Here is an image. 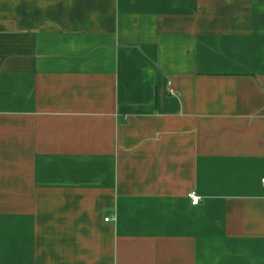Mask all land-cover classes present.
<instances>
[{"label": "crops", "instance_id": "crops-1", "mask_svg": "<svg viewBox=\"0 0 264 264\" xmlns=\"http://www.w3.org/2000/svg\"><path fill=\"white\" fill-rule=\"evenodd\" d=\"M263 88L264 0H0V264H264Z\"/></svg>", "mask_w": 264, "mask_h": 264}, {"label": "built area", "instance_id": "built-area-1", "mask_svg": "<svg viewBox=\"0 0 264 264\" xmlns=\"http://www.w3.org/2000/svg\"><path fill=\"white\" fill-rule=\"evenodd\" d=\"M263 91H264V88H263ZM262 184L264 185V179H262ZM188 197H189L192 205H197L200 202V196L194 191L189 192ZM112 219H114V218L113 217H105V221H110Z\"/></svg>", "mask_w": 264, "mask_h": 264}]
</instances>
